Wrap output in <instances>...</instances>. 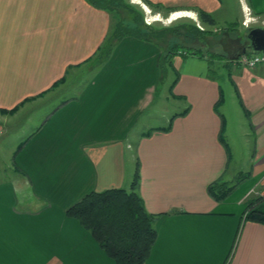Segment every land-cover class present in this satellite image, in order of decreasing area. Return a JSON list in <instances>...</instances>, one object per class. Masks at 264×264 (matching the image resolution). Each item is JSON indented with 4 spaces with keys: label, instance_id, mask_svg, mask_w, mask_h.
I'll use <instances>...</instances> for the list:
<instances>
[{
    "label": "crops",
    "instance_id": "crops-1",
    "mask_svg": "<svg viewBox=\"0 0 264 264\" xmlns=\"http://www.w3.org/2000/svg\"><path fill=\"white\" fill-rule=\"evenodd\" d=\"M136 1L148 26L197 22L199 10L215 25L233 16L228 0H148L171 11ZM232 1L237 24L264 23V0ZM114 26L86 0H0V109L17 108L0 113V264H114L66 210L129 188L137 162L156 216L144 264H264V225L245 219L247 201L264 197V64L248 68L243 47L218 53L210 37V53L187 45L170 60L167 46L132 37L112 47ZM166 78L165 101L185 113L142 137L170 120L147 124ZM240 176L225 199L209 194Z\"/></svg>",
    "mask_w": 264,
    "mask_h": 264
},
{
    "label": "trees",
    "instance_id": "trees-1",
    "mask_svg": "<svg viewBox=\"0 0 264 264\" xmlns=\"http://www.w3.org/2000/svg\"><path fill=\"white\" fill-rule=\"evenodd\" d=\"M90 5L97 9H102L113 13L115 16V26L112 36V47L115 46L124 37L154 43L159 47L168 45L169 39L166 37L168 29L172 37L179 41V38H185L188 34L182 28H152L142 26V17L131 16V23L127 18L121 15L120 10H126L130 15L134 12L123 4V0H86ZM151 6L154 10L170 9L154 6L148 0H141ZM127 7V8H126ZM199 21L206 26H214L213 17L199 10ZM127 22L125 26L123 23ZM193 28V29H192ZM199 36L209 34L208 30H200L192 24L191 27ZM189 33V32H188ZM195 37V36H194ZM171 38V41L172 39ZM194 41H197L194 39ZM107 50L110 45L104 46ZM169 48L168 60L170 56L177 51V44ZM176 47V48H175ZM112 49V48H111ZM108 56V50L105 51ZM164 58V57H163ZM17 108L12 110L0 109L2 114H13ZM175 113L170 118L167 126L163 128L151 129L142 134V137H148L153 132H167L171 128V122L175 117L183 115ZM20 146L16 153L20 151ZM243 177H238L234 184L218 180L210 184L208 192L211 197L221 201L228 197L235 188L243 181ZM139 164L137 162L135 172L132 177L129 188H113L100 192H89L84 195L78 202L66 210L67 217L77 220L85 230L97 241L99 247L104 253L113 260L114 264H144L149 257L151 248L156 239L154 222L156 216L146 211L143 200L139 195ZM245 219L258 222L264 225V197H258L247 201L245 210Z\"/></svg>",
    "mask_w": 264,
    "mask_h": 264
},
{
    "label": "rangeland",
    "instance_id": "rangeland-1",
    "mask_svg": "<svg viewBox=\"0 0 264 264\" xmlns=\"http://www.w3.org/2000/svg\"><path fill=\"white\" fill-rule=\"evenodd\" d=\"M231 1L232 0L227 1L229 4H232L230 7V9L232 10V13H233L232 14L233 16H231L232 21L230 20L231 22H224L225 20L222 21L224 19L222 16V17H219V22H217L216 25L206 26V25H203L199 20H197V22H193V21H189V20L187 21V19H179L177 21H173L172 23H170L171 21L168 18L158 17L157 22L152 23L150 27H151V29L157 28L156 30H158L159 28H168V27L169 28H175L176 27L178 29L182 28L183 30H185V33L188 34L187 37H185L184 39L179 38V41H177L176 39H174L172 37V34H171L170 30L168 29L167 34H166L167 35L166 37L169 39L167 48H172L171 45L174 46L176 44L180 48H182V47L186 48L187 45L196 46V47L201 45L200 49L203 53H210L211 50L208 49L209 44H208V42L205 43V39L208 37V40H209V37H210L212 39L219 40L217 48L219 47V45L223 47L222 49L221 48L217 49L218 53L224 54V52L229 53V52H232V50L233 51L235 50L233 53H234V55H236L241 47H243V49H247V52L250 53V51H251L250 45H249V41H248L246 36L251 29L264 28V23L262 22V20L260 18H258L257 19L258 22L257 21L256 22H249L247 24V26H245V19L242 21L241 25L239 23L237 24V22H235V21L237 19L236 15H237L238 10H237V7H236L234 1H232L233 3ZM134 3H138V1H136V0H123V4H125V6H127L128 8L130 6V8L133 10L134 14L130 15L129 12H127L126 10L122 11V8H121V10H120L121 15L126 17L127 21H130L129 23H131V20H130L131 16L137 17L138 13H139L142 17V22L139 24V26L140 27L146 26L145 24L147 22H151V20H152L151 17H148V18L145 17V19H144L143 13H142V8L139 7L138 5H134ZM126 24H127V22H124L123 26H125ZM192 24L195 25L200 30H208L209 34L199 36L198 33L196 34V32H194V30H192L193 28L191 29ZM214 31L216 33H213ZM212 35H214V36H212ZM171 38H173L172 41H171ZM194 39H196L197 41H194ZM243 49H242V51H243ZM236 50H238V51H236ZM222 51H224V52H222ZM240 51H241V49H240ZM232 54H230V56ZM162 68H163V74L164 75H165V72L167 71V73H166V77H167L168 72H171L170 65L168 64V62H167V64H166V62H164ZM167 80L168 79L166 78V80L164 79V81L162 82L161 88L159 89V93L157 95L158 99L156 100V102L153 105V108L151 110V111L157 110V112L153 113L152 116L149 117V119L147 121V124L150 127H151V125H152V127L165 125L166 121H168V119L171 118L172 115L175 113L173 111H175V109H178L177 107H179V103L175 102L174 100L169 99L168 101H165V99H164L166 92H167V82H168ZM68 90H70V88ZM76 90H77V88H75V87L71 88V90H70L71 94L75 93ZM176 111H178V110H176ZM146 127L142 128V130L143 131L147 130ZM235 169H236V167H230L228 172H227V176H229L233 170L235 171ZM237 179H238V177L235 178L234 180H232L231 184H234V182Z\"/></svg>",
    "mask_w": 264,
    "mask_h": 264
},
{
    "label": "water",
    "instance_id": "water-1",
    "mask_svg": "<svg viewBox=\"0 0 264 264\" xmlns=\"http://www.w3.org/2000/svg\"><path fill=\"white\" fill-rule=\"evenodd\" d=\"M251 52H264V28L251 29L247 34ZM246 53V49L243 50Z\"/></svg>",
    "mask_w": 264,
    "mask_h": 264
},
{
    "label": "built area",
    "instance_id": "built-area-1",
    "mask_svg": "<svg viewBox=\"0 0 264 264\" xmlns=\"http://www.w3.org/2000/svg\"><path fill=\"white\" fill-rule=\"evenodd\" d=\"M252 22H256V20L252 18ZM147 24H149V22H147ZM237 61L248 68H253L258 64H264V52L241 54L237 58Z\"/></svg>",
    "mask_w": 264,
    "mask_h": 264
},
{
    "label": "clouds",
    "instance_id": "clouds-1",
    "mask_svg": "<svg viewBox=\"0 0 264 264\" xmlns=\"http://www.w3.org/2000/svg\"><path fill=\"white\" fill-rule=\"evenodd\" d=\"M249 22H252V17L251 16H247L246 19H245V26H247V24Z\"/></svg>",
    "mask_w": 264,
    "mask_h": 264
},
{
    "label": "flooded vegetation",
    "instance_id": "flooded-vegetation-1",
    "mask_svg": "<svg viewBox=\"0 0 264 264\" xmlns=\"http://www.w3.org/2000/svg\"><path fill=\"white\" fill-rule=\"evenodd\" d=\"M246 53H247V49H246ZM246 53H245V54H246Z\"/></svg>",
    "mask_w": 264,
    "mask_h": 264
}]
</instances>
